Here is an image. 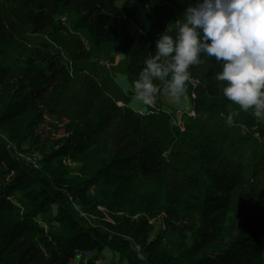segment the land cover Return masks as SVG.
Segmentation results:
<instances>
[{
	"label": "trees",
	"instance_id": "obj_1",
	"mask_svg": "<svg viewBox=\"0 0 264 264\" xmlns=\"http://www.w3.org/2000/svg\"><path fill=\"white\" fill-rule=\"evenodd\" d=\"M194 2L0 0V264H264V131L231 135L240 106L215 80V58L189 67L196 116L170 142L162 122L117 106L108 83L82 65L112 46L138 80L154 32ZM42 124L62 139L40 140ZM165 152L178 174L169 186ZM33 153L38 168L24 159ZM154 216L161 231L148 242L141 224L128 227Z\"/></svg>",
	"mask_w": 264,
	"mask_h": 264
},
{
	"label": "clouds",
	"instance_id": "obj_2",
	"mask_svg": "<svg viewBox=\"0 0 264 264\" xmlns=\"http://www.w3.org/2000/svg\"><path fill=\"white\" fill-rule=\"evenodd\" d=\"M154 53L133 82L135 99L143 104H154L158 91L179 102L189 67L214 57L223 95L245 111L253 108L257 117L264 114V0H195L168 23ZM169 73L165 88L154 84Z\"/></svg>",
	"mask_w": 264,
	"mask_h": 264
},
{
	"label": "rangeland",
	"instance_id": "obj_3",
	"mask_svg": "<svg viewBox=\"0 0 264 264\" xmlns=\"http://www.w3.org/2000/svg\"><path fill=\"white\" fill-rule=\"evenodd\" d=\"M156 4H161L162 0H154ZM70 18V14H65L62 17V21L65 26H68V20ZM60 33L59 35H61ZM155 34V41H154V48L156 47V40L159 38V34L154 32ZM66 35H63V39L66 38ZM30 43L32 46H39L40 44H44L48 42L45 39H37V38H30ZM49 43V42H48ZM54 48V47H53ZM55 50V48H54ZM12 56L9 55L2 59L3 64L10 65L12 61ZM16 57L18 58L17 54ZM21 57H23L21 55ZM106 61L108 64L107 66H103L99 63ZM128 63V57L125 52L120 49H116L112 46H104L100 49H96L92 51L89 59L83 62V66L85 68L90 69V73L96 77L99 81H106L108 85L111 87L113 94L115 96L117 106L123 107L126 104L129 107L135 108L137 110L144 109L142 112L146 111L144 115H147L146 121L147 122H162L164 131L167 133L165 135V139L167 141H171L177 132V128L180 132L183 131L182 124L185 120V117H189L188 111L186 108L191 110L192 102L190 100V94L192 93V81H186L185 83V92L181 96L179 102H175L167 93L161 94V92H157L155 94V102L152 105H145L141 101L135 99V89L133 82L137 79H134L126 74V67ZM69 68V67H68ZM70 70V68H69ZM70 73L74 75V72L70 70ZM171 73H169L168 77H165L163 81H160L159 85L160 88H165L167 83L171 79ZM205 109L208 111L211 105V100L206 98L205 101ZM149 106H152L149 107ZM146 108V109H145ZM254 109L250 110H243L241 108H235L232 111V120L228 126L229 132L235 138H241L245 134H254L256 139H259L258 133L260 131H264V114L260 117L255 116ZM143 115V114H142ZM196 115H191L190 118H195ZM149 118V119H148ZM44 120L47 122L48 117L45 116ZM181 123V124H180ZM158 124V123H157ZM42 130L41 133H38V137L40 140L47 139L50 143L57 142L62 139L60 131H56L48 127L46 124H42L39 128ZM37 132H40L38 130ZM0 137L2 139L3 136L0 133ZM23 158L22 156H20ZM26 162L30 163L35 168H38L37 162L40 160V156L37 153L30 154V156L24 157ZM66 166H69V163L66 162ZM160 166L161 169L166 177V186L170 185L171 176L173 178H177L178 174L173 170H171L170 163L168 161V152L162 153L160 155ZM70 167V166H69ZM99 212L104 213L103 208H98ZM160 216H154L153 218H145L142 221L135 219V221H131L128 224L130 230H134L135 226L141 224L139 228V234H141L146 240V242L150 241L152 236L156 233H159L161 230V223L157 218ZM49 220V216L44 219H40L41 225L48 230L51 228L47 225V221ZM48 228V229H47ZM143 230V231H142ZM134 237H137L138 234H134ZM172 237L168 236L166 243L171 240Z\"/></svg>",
	"mask_w": 264,
	"mask_h": 264
},
{
	"label": "bare ground",
	"instance_id": "obj_4",
	"mask_svg": "<svg viewBox=\"0 0 264 264\" xmlns=\"http://www.w3.org/2000/svg\"><path fill=\"white\" fill-rule=\"evenodd\" d=\"M99 63H100L101 65L104 66V62L102 63L101 61H99ZM191 83H192V85L196 84L195 81H194V82L192 81ZM191 98L194 99V96L192 95ZM188 113H190V114L188 115L189 117H191V115H194V112H192V111H190V112H188ZM180 129L182 130V129H183V126H182V128H180Z\"/></svg>",
	"mask_w": 264,
	"mask_h": 264
},
{
	"label": "built area",
	"instance_id": "obj_5",
	"mask_svg": "<svg viewBox=\"0 0 264 264\" xmlns=\"http://www.w3.org/2000/svg\"><path fill=\"white\" fill-rule=\"evenodd\" d=\"M107 62L106 61H104V66H107ZM149 107H151L152 108V106H149ZM181 124V123H180Z\"/></svg>",
	"mask_w": 264,
	"mask_h": 264
},
{
	"label": "crops",
	"instance_id": "obj_6",
	"mask_svg": "<svg viewBox=\"0 0 264 264\" xmlns=\"http://www.w3.org/2000/svg\"><path fill=\"white\" fill-rule=\"evenodd\" d=\"M186 110H187L188 112H190L188 108H186Z\"/></svg>",
	"mask_w": 264,
	"mask_h": 264
}]
</instances>
